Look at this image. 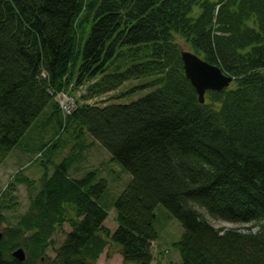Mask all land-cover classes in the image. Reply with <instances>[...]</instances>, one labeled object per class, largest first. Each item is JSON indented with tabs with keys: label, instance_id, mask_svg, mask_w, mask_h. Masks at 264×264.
<instances>
[{
	"label": "trees",
	"instance_id": "16d2710c",
	"mask_svg": "<svg viewBox=\"0 0 264 264\" xmlns=\"http://www.w3.org/2000/svg\"><path fill=\"white\" fill-rule=\"evenodd\" d=\"M180 41L235 86L206 91L201 104ZM140 78L150 90L134 101L87 102ZM84 84L86 95L63 118L55 95L74 96ZM47 106L45 123L56 119L60 132L42 152L73 125L130 173L113 201L118 225H103L105 180L96 169L69 176V155L3 232L0 264H37L64 223L71 231L56 263L94 264L110 242L123 264H152L158 203L182 225L172 243L180 264H264V0H0V161ZM196 206L259 229L215 228ZM18 247L24 261L11 255Z\"/></svg>",
	"mask_w": 264,
	"mask_h": 264
},
{
	"label": "rangeland",
	"instance_id": "374dc122",
	"mask_svg": "<svg viewBox=\"0 0 264 264\" xmlns=\"http://www.w3.org/2000/svg\"><path fill=\"white\" fill-rule=\"evenodd\" d=\"M84 40L85 36L79 38L78 48L82 47ZM179 43L182 49L189 50L182 41ZM148 80L149 78H140L124 82L116 90L99 97L89 98L87 102L100 106L103 103H129L150 90L139 87ZM86 86V84L81 85L72 92L79 101L86 95ZM234 86L235 82H232L230 87ZM48 106L37 117L19 143L0 161V213L3 218L0 221V231L4 232L14 226L21 216L28 212L30 199L37 193L43 174H50L57 163L64 157L72 155L75 158L69 167V176L80 177L87 171L96 169L98 179L105 180L107 190L102 202L106 205L108 216L103 225L113 232L118 225L115 220L113 201L130 182V173L118 163L112 162L109 152L86 130L81 135L78 128H74L73 125L60 134L58 144L53 151L42 152L41 148L45 146L44 144L54 139L60 132L59 121L56 119L50 125L45 123V117L51 113V107ZM40 152L42 154L38 156ZM17 172L19 177L28 182L17 180ZM195 209L215 228H231L247 233L256 232L259 229L258 223L225 222L210 217L202 208L196 206ZM154 214L157 239L151 244L152 264H180L178 251L172 247V243L180 239L183 233L182 225L161 203L155 206ZM70 231L68 223H64L60 229H57L37 264H55L56 249ZM94 264H123L117 246L108 242Z\"/></svg>",
	"mask_w": 264,
	"mask_h": 264
},
{
	"label": "water",
	"instance_id": "95a60500",
	"mask_svg": "<svg viewBox=\"0 0 264 264\" xmlns=\"http://www.w3.org/2000/svg\"><path fill=\"white\" fill-rule=\"evenodd\" d=\"M180 56L185 77L195 89L201 104L205 102L206 91H221L233 80L231 75L223 73L217 65L207 62L190 50H181ZM2 236L3 233L0 231V240ZM11 255L18 261H24L26 258V252L22 247L16 248Z\"/></svg>",
	"mask_w": 264,
	"mask_h": 264
},
{
	"label": "built area",
	"instance_id": "2783aa9c",
	"mask_svg": "<svg viewBox=\"0 0 264 264\" xmlns=\"http://www.w3.org/2000/svg\"><path fill=\"white\" fill-rule=\"evenodd\" d=\"M55 100L59 104L60 114L63 118L67 117L75 108V97L67 92H58Z\"/></svg>",
	"mask_w": 264,
	"mask_h": 264
},
{
	"label": "crops",
	"instance_id": "0c3cea01",
	"mask_svg": "<svg viewBox=\"0 0 264 264\" xmlns=\"http://www.w3.org/2000/svg\"><path fill=\"white\" fill-rule=\"evenodd\" d=\"M39 146V145H38Z\"/></svg>",
	"mask_w": 264,
	"mask_h": 264
}]
</instances>
